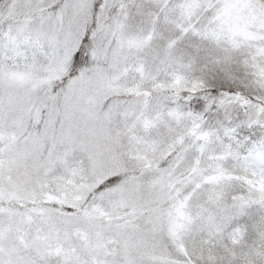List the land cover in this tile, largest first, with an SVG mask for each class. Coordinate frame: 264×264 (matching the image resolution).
<instances>
[{"label":"snow or ice","instance_id":"obj_1","mask_svg":"<svg viewBox=\"0 0 264 264\" xmlns=\"http://www.w3.org/2000/svg\"><path fill=\"white\" fill-rule=\"evenodd\" d=\"M0 264H264V0H0Z\"/></svg>","mask_w":264,"mask_h":264}]
</instances>
